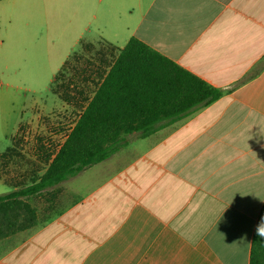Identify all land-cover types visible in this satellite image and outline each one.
I'll list each match as a JSON object with an SVG mask.
<instances>
[{
    "label": "crops",
    "instance_id": "1",
    "mask_svg": "<svg viewBox=\"0 0 264 264\" xmlns=\"http://www.w3.org/2000/svg\"><path fill=\"white\" fill-rule=\"evenodd\" d=\"M29 1L36 22L42 7ZM67 5L94 25L78 50L113 53L96 87L136 38L223 94L145 138L126 135L18 232L0 264H249L264 203V0Z\"/></svg>",
    "mask_w": 264,
    "mask_h": 264
},
{
    "label": "rangeland",
    "instance_id": "2",
    "mask_svg": "<svg viewBox=\"0 0 264 264\" xmlns=\"http://www.w3.org/2000/svg\"><path fill=\"white\" fill-rule=\"evenodd\" d=\"M38 1L42 8L35 22L24 9L29 0H0V179L17 188L40 176L45 153L53 155L62 144L92 96L98 72L113 57L110 47L103 53L94 47L78 50L94 30V25L83 21L81 9L79 16L67 0ZM61 86L72 97L69 102L62 99ZM83 175L27 200L41 217L68 186L81 184ZM6 184H0V195L8 191ZM17 240L18 232L0 237V256Z\"/></svg>",
    "mask_w": 264,
    "mask_h": 264
},
{
    "label": "trees",
    "instance_id": "3",
    "mask_svg": "<svg viewBox=\"0 0 264 264\" xmlns=\"http://www.w3.org/2000/svg\"><path fill=\"white\" fill-rule=\"evenodd\" d=\"M61 87L65 90L62 99L69 102L72 97L66 93L67 88ZM222 94L221 89L178 67L140 40L130 38L119 49L51 160V154L45 153L47 166L43 173L29 185L0 195V237L36 224L37 212L29 204V197L106 160L124 146L126 135L137 132L139 138H145L208 106ZM262 218L264 203L252 234L249 264H264V238L256 235Z\"/></svg>",
    "mask_w": 264,
    "mask_h": 264
},
{
    "label": "clouds",
    "instance_id": "4",
    "mask_svg": "<svg viewBox=\"0 0 264 264\" xmlns=\"http://www.w3.org/2000/svg\"><path fill=\"white\" fill-rule=\"evenodd\" d=\"M256 235L260 238H264V218L256 226Z\"/></svg>",
    "mask_w": 264,
    "mask_h": 264
}]
</instances>
